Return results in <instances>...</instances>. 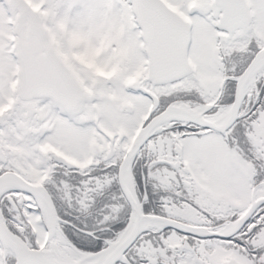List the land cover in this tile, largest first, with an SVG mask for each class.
Returning a JSON list of instances; mask_svg holds the SVG:
<instances>
[{
	"label": "snow or ice",
	"instance_id": "6c2138e0",
	"mask_svg": "<svg viewBox=\"0 0 264 264\" xmlns=\"http://www.w3.org/2000/svg\"><path fill=\"white\" fill-rule=\"evenodd\" d=\"M0 264H264V0H0Z\"/></svg>",
	"mask_w": 264,
	"mask_h": 264
}]
</instances>
